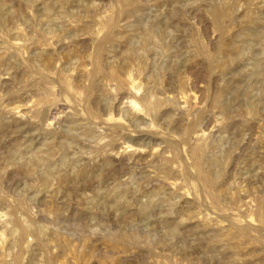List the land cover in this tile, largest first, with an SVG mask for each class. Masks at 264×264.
<instances>
[{"label": "rangeland", "instance_id": "obj_1", "mask_svg": "<svg viewBox=\"0 0 264 264\" xmlns=\"http://www.w3.org/2000/svg\"><path fill=\"white\" fill-rule=\"evenodd\" d=\"M130 1L0 0V264L19 253L7 244L22 225V264H264V0L252 6L254 19L236 4L221 28L213 14L235 0ZM99 40L104 62L128 65L136 84L90 91V79L72 78ZM195 160L215 187L199 179Z\"/></svg>", "mask_w": 264, "mask_h": 264}, {"label": "bare ground", "instance_id": "obj_2", "mask_svg": "<svg viewBox=\"0 0 264 264\" xmlns=\"http://www.w3.org/2000/svg\"><path fill=\"white\" fill-rule=\"evenodd\" d=\"M121 2L123 1L125 4H127V5H131V4H133V1H130V0H120ZM205 1V0H204ZM225 1V3H227L226 2V0H224ZM230 0H228V2H229ZM201 2V1H200ZM223 2V1H222ZM231 2V1H230ZM229 2V3H230ZM258 1L257 0H235L234 1V3L235 4H233L232 2L230 3L231 4V6H229V8H227L228 7V5H230V4H227V6H226V8H224V5H223V8H224V10H226V12H219V11H215L214 12V14H213V17H214V21H215V23L217 24V26H219L220 28L222 27V26H224L223 24V22H222V17H224V16H226V15H230V13L231 12H233V10H236L235 9V6H236V4H237V7L236 8H238V5L240 6V8H243V6H245L244 7V9H242L243 10V16H244V18L246 17H248V19L250 18V19H254V14H256L255 12H257V11H255V9H253V7L252 6H256L258 3H257ZM261 2V1H260ZM263 2V1H262ZM261 2V3H262ZM205 3V2H204ZM209 3V2H208ZM211 4V3H210ZM224 4V3H223ZM233 4V5H232ZM48 5V4H47ZM134 5V4H133ZM263 5H264V3H263ZM260 6V5H259ZM211 7H213V6H211ZM217 7V6H216ZM258 7V6H257ZM48 8V7H47ZM255 8V7H254ZM217 9V8H216ZM215 9V10H216ZM237 10H241V9H237ZM236 10V11H237ZM257 10V9H256ZM259 10V9H258ZM261 10V9H260ZM28 11V10H27ZM235 11V12H236ZM255 11V12H254ZM108 12V11H107ZM260 12V11H259ZM258 12V13H259ZM234 13V12H233ZM238 13V12H237ZM240 13V12H239ZM264 13V12H263ZM260 14V13H259ZM261 14H262V12H261ZM232 15V14H231ZM238 15H240V14H238ZM242 15V14H241ZM111 16V15H110ZM109 16V17H110ZM114 16V15H113ZM242 16V17H243ZM262 16V15H261ZM264 16V15H263ZM240 17V16H239ZM258 17V16H257ZM107 18V17H106ZM256 18V17H255ZM10 19V18H9ZM243 19V18H242ZM242 19H241V21H242ZM226 20H227V18H226ZM232 20L233 19H231V16H230V18L227 20L229 23H232ZM247 20V19H246ZM257 20H259V19H257ZM105 21V20H104ZM223 21H225V20H223ZM249 21V20H248ZM102 22V21H101ZM106 22H108V21H106ZM109 22H111V20H109ZM113 22H114V20H113ZM243 22V21H242ZM251 22V21H250ZM86 24V23H85ZM103 24H104V22H103ZM107 24V23H106ZM105 24V25H106ZM111 24V23H110ZM225 24H226V22H225ZM234 24V23H233ZM108 25V24H107ZM106 25V26H107ZM262 25V24H261ZM225 27V26H224ZM107 28V27H106ZM86 29H88V27L86 28ZM111 30H112V28H111ZM23 31V30H22ZM92 31V30H91ZM230 31V30H229ZM231 32V31H230ZM17 33V32H16ZM92 34H90V37H92V38H95V37H98V35H99V32H91ZM110 33H111V31H110ZM109 33V34H110ZM227 34H229V32H227ZM232 34V33H231ZM108 36V35H107ZM53 37V36H52ZM229 37V36H228ZM106 38V37H105ZM225 39V38H224ZM223 39V40H224ZM15 41V40H14ZM26 41V40H25ZM40 41V40H39ZM52 41H54V40H52ZM57 41L58 42H64V43H73L74 41H76V40H69V41H67V40H55L54 42H56L57 43ZM78 41V40H77ZM100 41V43L98 44V46L96 47L95 46V50L93 51V52H89L90 54H87L84 58H80L79 59V63H78V65L76 66V70H74L75 69V66H71L72 67V69H73V67H74V73H73V77L72 78H74L75 80H77L79 77L81 78V77H84V78H86V79H90V85H89V87H90V91L92 90L91 88H93V87H95L96 85L98 86V84L100 83H102V82H106L107 83V81H115L116 82V84L117 85H119V86H123V85H126V84H131L132 83V78H131V76H133L132 75V73L130 74L129 73V71H128V65H126V64H118V65H107L106 64V62H104V60H103V54H102V47H101V44H102V42L104 43V40H99ZM16 42L17 41H15L14 43L16 44ZM20 42V41H19ZM18 42V44H20ZM45 42V41H44ZM43 42V43H44ZM94 42V41H93ZM107 42V41H106ZM35 43V42H34ZM39 43V42H38ZM41 43H42V41H41ZM47 43V42H46ZM53 43V42H52ZM55 43V44H56ZM79 43V42H78ZM82 43H84L83 42V40H82ZM81 43V44H82ZM22 44V43H21ZM20 44V45H21ZM25 44V43H24ZM31 44H32V42H31ZM62 44V43H61ZM77 44V43H76ZM76 44H74V45H76ZM85 44V43H84ZM88 44V43H87ZM86 44V45H87ZM156 44H157V42H156ZM17 45V44H16ZM23 45V44H22ZM22 45L19 47V48H21L22 47ZM29 45V44H28ZM38 45H40V44H38ZM50 44H49V42H48V46H49ZM52 45V44H51ZM69 45H71V44H69ZM79 45V44H78ZM77 45V46H78ZM93 45V44H92ZM96 45V44H95ZM226 45H227V43H226ZM225 45V43H223V47L225 48V51H226V53H230V51H231V47H230V49H227L226 46ZM43 47H44V44L42 45ZM68 46V45H67ZM81 46H84V45H81ZM94 46V45H93ZM92 46V47H93ZM229 46V45H228ZM6 47V46H5ZM29 47H30V45H29ZM32 47V46H31ZM34 47H35V44H34ZM37 47V46H36ZM39 47V46H38ZM51 47V46H50ZM72 47V46H71ZM70 47V48H71ZM88 47V46H87ZM222 47V48H223ZM17 48H18V46H17ZM26 48H28V46L26 47ZM26 48H21V49H26ZM48 48V47H47ZM62 48V47H61ZM65 47H63L62 49H64ZM70 48H68V49H70ZM81 48V47H80ZM229 48V47H228ZM21 49H18V50H21ZM37 49V48H36ZM40 49V48H39ZM42 49V48H41ZM82 49V48H81ZM81 49H79V50H81ZM87 49H89V48H87ZM30 50V49H29ZM43 50V49H42ZM45 50V49H44ZM43 50V51H44ZM73 50V49H72ZM26 51V50H25ZM28 51V50H27ZM46 51V50H45ZM68 50H66V52H67ZM71 51V50H70ZM91 51V50H90ZM202 51V50H201ZM9 52V51H8ZM24 52V51H23ZM35 52H36V50H35ZM46 52H50L49 50L48 51H46ZM52 52V51H51ZM72 52V51H71ZM70 52V53H71ZM74 52V51H73ZM79 52V51H78ZM80 52H82V51H80ZM42 53V52H41ZM76 53V52H75ZM86 53V52H85ZM232 53V52H231ZM20 54V53H19ZM18 54V55H19ZM65 54H67V53H65ZM73 54V53H72ZM29 55H30V53H29ZM32 55V54H31ZM37 55V54H36ZM69 55V54H68ZM75 55V54H74ZM78 55V54H77ZM79 55H81V54H79ZM67 56V55H66ZM70 56V55H69ZM228 56V55H227ZM22 57V56H21ZM39 57V56H38ZM56 58H58L59 57V55H58V57L57 56H55ZM81 57H83L82 55H81ZM136 57V56H135ZM225 57H226V55H225ZM23 58V57H22ZM31 58V57H30ZM34 58H35V56H34ZM52 58V57H51ZM50 58V59H51ZM134 58V57H133ZM25 59V58H24ZM45 59V58H44ZM43 58H42V60H44ZM74 59L76 60V58H75V56H74ZM78 59V58H77ZM111 59H112V57H111ZM116 59V58H115ZM129 59V58H128ZM58 60V59H57ZM60 60V59H59ZM108 60V59H107ZM107 60H105V61H107ZM109 60H110V58H109ZM109 60H108V62H109ZM127 60V59H126ZM141 60H142V58H141ZM225 60V59H224ZM113 61V60H112ZM119 61V60H118ZM117 61V62H118ZM131 61V60H130ZM148 61V60H147ZM34 62V61H33ZM53 62V61H52ZM137 62V61H136ZM51 63V62H50ZM63 63V62H62ZM76 63H77V61H76ZM111 63V62H110ZM126 63V62H125ZM128 63V62H127ZM131 63H132V61H131ZM142 63V62H141ZM172 63V62H171ZM31 64V63H30ZM53 64V63H52ZM61 64V63H60ZM66 64V63H65ZM74 64V63H73ZM73 64H71V65H73ZM37 66H38V64H36ZM40 65V64H39ZM44 65V64H43ZM64 65V64H63ZM69 65V64H68ZM89 65V66H88ZM131 65V64H130ZM36 66V67H37ZM133 66V65H132ZM38 67H41V66H38ZM59 67V66H58ZM62 67V66H61ZM69 67V66H68ZM140 67V66H139ZM144 67V66H143ZM34 68V67H33ZM44 68V69H43ZM41 67V69H42V72L45 70V72L47 71V73H56V71H55V67L54 66H51V65H48V64H46L45 65V67ZM32 69V68H31ZM30 69V70H31ZM40 69V68H39ZM38 69V72L39 71H41V70H39ZM67 69H69V68H67ZM130 69H132V67L130 68ZM133 69H134V67H133ZM136 69H138V67L136 68ZM57 70V69H56ZM72 71V70H71ZM63 72V71H62ZM61 72V73H62ZM73 72V71H72ZM35 73V72H34ZM64 73V72H63ZM66 74H67V76H69L70 75V72H69V75H68V73L67 72H65ZM64 73V74H65ZM24 74V73H23ZM37 74H42V73H37ZM36 74V76H38L39 77V75H37ZM65 74V75H66ZM11 75V74H10ZM59 75H61V74H59ZM63 75V74H62ZM41 76V75H40ZM42 76H43V74H42ZM41 76V77H42ZM44 77H46V76H43V78ZM54 77V76H53ZM53 77L51 78V79H53ZM63 77V76H62ZM2 78V77H1ZM49 78V77H48ZM55 78V77H54ZM70 79H72L71 77H69ZM83 78V79H84ZM135 78V77H134ZM50 79V78H49ZM61 79V78H60ZM62 79H65V78H62ZM97 79V80H96ZM46 80V79H45ZM48 80V79H47ZM55 80V79H54ZM79 80V79H78ZM2 81H4L3 79H2ZM49 81V80H48ZM51 81V80H50ZM61 81V80H60ZM87 81V80H86ZM56 82V81H55ZM55 82H52L53 84L55 83ZM88 82V81H87ZM136 82V81H135ZM134 81H133V83L132 84H136ZM61 83V82H60ZM78 83V82H77ZM101 84V85H105V84ZM111 83H113V82H111ZM56 84L58 85V82H56ZM62 84V83H61ZM60 84V85H61ZM84 84V83H83ZM99 84V85H100ZM131 84V85H132ZM47 85H48V83H47ZM63 85V84H62ZM72 85V84H71ZM71 85H70V83L69 82H67V80H65L64 81V87L65 88H68V90L67 89H65V90H67V91H69V89L70 90H72L73 88L71 87ZM74 85H76V83L74 84ZM78 85V84H77ZM80 85H82V84H80ZM85 85V84H84ZM86 85H87V83H86ZM107 85V84H106ZM130 85V86H131ZM51 86V84L49 85V87ZM53 86V85H52ZM52 86H51V88H52ZM56 86V85H55ZM83 86V85H82ZM114 86H116V85H114ZM180 86H181V84H180ZM179 86V87H180ZM63 87V86H62ZM80 87V86H79ZM88 87V86H87ZM99 87V86H98ZM97 87V88H98ZM104 87V86H103ZM46 87H44V89H45ZM55 88V87H54ZM60 88H61V86H60ZM72 88V89H71ZM85 88V87H84ZM83 88V89H84ZM116 88V87H115ZM125 88V87H124ZM126 88H128V87H126ZM47 89V88H46ZM46 89H45V91H46ZM61 89H64V88H61ZM87 89H89V88H87ZM96 89V88H95ZM105 89V88H104ZM118 89V88H117ZM139 89V88H138ZM138 89H136V90H138ZM40 90H41V88H40ZM39 90V91H40ZM49 90V89H48ZM77 89L75 88V91H76ZM109 90H110V88H109ZM108 90V91H109ZM134 90V89H133ZM136 90H134V92L136 91ZM42 91H43V89H42ZM79 91H80V88H79ZM86 91V90H85ZM111 91V90H110ZM117 91V90H116ZM124 91V90H123ZM127 91V90H126ZM129 91V90H128ZM140 91V90H139ZM47 92V91H46ZM49 92V91H48ZM74 92V90L71 92V93H73ZM83 92V91H82ZM97 92H98V90H97ZM102 92V91H101ZM41 93V92H40ZM43 93V95L44 94H46V93H44V92H42ZM49 93H51V92H49ZM75 93H78L79 94V92H78V90H77V92H75ZM84 93V92H83ZM87 93V94H86ZM86 93H84L85 94V97L88 95V93L89 92H87L86 91ZM92 93V92H91ZM94 93V92H93ZM100 93V92H99ZM105 93H107V92H105ZM120 93V92H119ZM136 93V92H135ZM74 94V93H73ZM70 95H72V94H70ZM75 95H77V94H75ZM93 95V94H92ZM190 95V94H189ZM41 96V95H40ZM45 96V95H44ZM79 96V95H78ZM77 96V97H78ZM83 96V95H82ZM81 96V93H80V96L78 97V98H80V97H82ZM89 96V95H88ZM102 95L100 94V97H101ZM48 97V96H47ZM60 97H61V95H60ZM84 97V96H83ZM169 97V96H168ZM168 97H167V99L166 98H164V99H166V100H169L168 99ZM45 98V97H44ZM43 98V99H44ZM89 98V97H88ZM173 98V97H172ZM186 99H187V97H185ZM51 99H52V97H51ZM51 99H48V101H50ZM58 99V98H57ZM69 99V98H68ZM74 99H77L76 97H74ZM101 99V98H100ZM153 99V98H152ZM157 99V98H156ZM159 99V98H158ZM161 99V98H160ZM171 99V98H170ZM175 99H176V97H175ZM41 100H42V98H41ZM131 100V99H130ZM148 100H149V98H148ZM148 100H146V98H145V101L147 102L146 104H145V102H144V104L147 106V108H148V112H149V110L151 109L152 110V108L153 107H155L154 106V103H152L151 101H149L148 102ZM32 101V100H31ZM53 102H56V101H54V99L52 100ZM101 101V100H100ZM177 101V100H176ZM183 101V100H182ZM40 102V101H39ZM45 101L43 100V102H41V103H44ZM47 102V101H46ZM45 102V104H47ZM91 102H92V100H91ZM91 102H89L90 104H91ZM99 102V101H98ZM117 102V101H116ZM124 102V101H123ZM129 102V101H128ZM131 103H133V104H136V102L134 101V100H131L130 101ZM162 102V101H161ZM185 102V101H184ZM48 103H50V102H48ZM52 103V102H51ZM57 103V102H56ZM85 103V102H84ZM88 103V104H89ZM159 103V101H157L156 102V104H158ZM166 103H168L167 101H166ZM37 104H38V102H37ZM40 104V103H39ZM73 104V103H72ZM77 104H79V103H77ZM162 104V103H161ZM170 104V103H169ZM172 104H173V102H172ZM33 105V104H32ZM31 105V106H32ZM35 105H36V103H35ZM47 105H50V104H47ZM60 105V104H59ZM75 105V104H74ZM86 105V104H85ZM84 105V106H85ZM124 105V104H123ZM137 105V104H136ZM144 105V106H145ZM164 105V104H163ZM171 105V104H170ZM24 106V105H23ZM28 106H30V105H28ZM34 106V105H33ZM33 106H32V108H33ZM38 107H39V105H37ZM41 106V105H40ZM50 106H52V105H50ZM72 106V105H71ZM80 106L81 105H79V108H80ZM109 106V105H108ZM111 106V105H110ZM132 106V105H131ZM135 106V105H134ZM134 106H132V107H134ZM168 106V105H167ZM174 106H175V103H174ZM173 106V107H174ZM176 106H177V104H176ZM15 107V106H14ZM13 107V108H14ZM26 107H27V105H26ZM36 107V106H35ZM82 107V106H81ZM124 107V106H123ZM142 107V106H141ZM158 107H159V105H158ZM161 107V106H160ZM178 107V106H177ZM1 108H2V106H1ZM18 108H19V106H18ZM18 108H16V110L18 109ZM60 108V107H59ZM77 108V107H76ZM85 108V107H84ZM90 108V107H89ZM95 108V107H94ZM144 108V107H143ZM186 108V107H185ZM7 109V108H6ZM12 109V108H11ZM15 109V108H14ZM14 109L11 111V112H14ZM22 109V108H21ZM30 109V108H29ZM34 109V108H33ZM37 109V108H36ZM42 108H40L39 110H40V112L42 111L41 110ZM48 109V108H47ZM81 109V112H82V109L83 108H80ZM96 109V108H95ZM102 109V108H101ZM112 109V108H111ZM118 109V108H117ZM125 109V108H124ZM155 109V108H154ZM9 110V109H8ZM7 110V111H8ZM25 110V109H24ZM49 110V109H48ZM47 110V111H48ZM56 110V107L54 106V107H52L51 108V110H49V113L48 112H45L44 113V119H48V116H56L57 115V113H58V111H60V110H58V111H55ZM78 110V109H77ZM89 109H87V111H88ZM103 110V109H102ZM108 110H110V108L108 109ZM133 110V109H132ZM169 110H172V109H169ZM187 110V109H186ZM29 111V110H28ZM31 111V110H30ZM30 111H29V113H30ZM69 111V110H68ZM91 111V113L94 115V116H97L96 118L97 119H99L98 117H99V115L100 114H98L97 113V111H93V110H90ZM105 111H107V110H103V112H105ZM26 112H27V110H26ZM78 112V111H77ZM146 112V111H145ZM154 112V111H153ZM184 112H186V111H184ZM16 113V112H15ZM32 113H33V111H32ZM34 113H35V111H34ZM33 113V114H34ZM70 113V112H69ZM71 113H72V111H71ZM80 113V112H79ZM108 113V112H107ZM106 113V114H107ZM109 113H111L110 111H109ZM132 113H134V112H132ZM136 113V112H135ZM138 113H140V112H138ZM137 113V114H138ZM11 114V113H10ZM14 114V113H13ZM13 114H12V117H13ZM32 114V115H33ZM59 114H62V113H59ZM73 114H77V113H75V112H73ZM72 114V115H73ZM87 114V113H86ZM140 114H145L144 112L142 113H140ZM149 114H151V113H149ZM16 115V114H15ZM20 115H21V113H20ZM23 115H24V113H23ZM22 115V116H23ZM27 115V114H26ZM32 115H29V116H32ZM62 115H64V113L62 114ZM70 115V114H69ZM78 115V114H77ZM81 115V114H80ZM103 115V114H102ZM105 115V114H104ZM110 115V114H109ZM112 113H111V117H112ZM146 115V114H145ZM144 115V116H145ZM148 115V114H147ZM16 116H18V114L16 115ZM79 116V115H78ZM108 116V115H107ZM24 117V116H23ZM26 117V116H25ZM35 117V116H34ZM88 117V116H87ZM146 117V116H145ZM15 117H13V119H14ZM30 118V117H29ZM39 118V117H38ZM43 118V117H42ZM42 118H41V120H42ZM65 118V117H64ZM103 118H104V116H103ZM15 119H17V118H15ZM31 119H32V117H31ZM34 119V118H33ZM53 119V118H52ZM56 119V118H55ZM58 119V118H57ZM60 119V118H59ZM81 119H83V118H81ZM107 119V118H106ZM111 118H109V120H110ZM38 120V119H37ZM37 120H35V121H37ZM79 120V119H78ZM44 121V120H43ZM48 121V120H47ZM56 121V120H55ZM54 121V122H55ZM65 121V120H64ZM73 121H74V119H73ZM99 121V120H98ZM99 122H101V121H99ZM40 123H41V121H40ZM42 123H44V122H42ZM47 123V122H46ZM45 123V124H46ZM51 123V122H50ZM59 123H61L60 121H59ZM70 123V122H69ZM72 123H76V122H72ZM57 124V123H56ZM100 124V123H99ZM39 125H41V124H39ZM49 125V124H48ZM54 125V124H53ZM81 125V124H80ZM90 125V124H89ZM199 125V124H198ZM10 126V125H9ZM44 126V125H43ZM47 126V125H46ZM55 127V126H54ZM82 128H83V125L81 126ZM87 127H88V125H87ZM111 127V126H110ZM39 128V127H38ZM44 129V128H43ZM48 129V128H47ZM54 129V128H53ZM58 129V128H57ZM60 129V128H59ZM92 129H93V127H92ZM41 130H42V128H41ZM51 130V129H50ZM56 130V129H55ZM2 131V130H1ZM89 131V130H88ZM93 132V131H92ZM200 132V134H195V136L197 137V138H200L203 134L201 133V131H199ZM202 132H203V130H202ZM2 133H4V131L2 132ZM49 133V132H48ZM90 133V132H89ZM205 133V132H204ZM46 134V133H45ZM83 134V133H82ZM1 135V134H0ZM53 135V134H52ZM55 135V134H54ZM102 138V137H101ZM100 138V139H101ZM196 138V139H197ZM53 139V138H52ZM9 141V140H8ZM51 141V140H50ZM53 141H54V139H53ZM81 141V140H80ZM200 141V140H199ZM198 141V142H199ZM202 141V140H201ZM200 141V142H201ZM4 142V141H3ZM81 142H83V141H81ZM198 142H197V144H198ZM56 142H54V144H55ZM5 144V143H4ZM53 144V145H54ZM59 144V143H58ZM60 144H62V143H60ZM81 144H83V143H81ZM63 145V144H62ZM120 145V144H119ZM128 145V144H127ZM126 145V148H124V151L126 150V152H127V148L129 147V146H131V145H128L127 146ZM61 146V145H60ZM82 146V145H81ZM85 146V145H84ZM99 146L100 145H98V149L100 150V148H101V146H100V148H99ZM125 146V145H124ZM205 146V145H204ZM55 147H57V146H55ZM97 147V146H96ZM95 147V148H96ZM106 147V146H105ZM81 148V147H80ZM89 148V147H88ZM207 148V147H206ZM52 149V148H51ZM122 150V149H121ZM120 150V151H121ZM129 150V152H130V150H131V152L134 154V153H137L138 152V148H134V146L130 149H128ZM140 150H143V149H140ZM47 151H49V150H47ZM94 151V150H93ZM96 151H98V150H96ZM124 151H121V152H123V153H126V152H124ZM202 151H203V143H202V145H198V146H193V152H194V154H195V157L196 156H198V155H200V154H202ZM119 152V151H118ZM142 152V151H141ZM112 154V153H111ZM118 154V153H117ZM129 154H131V153H129ZM128 154V155H129ZM142 154V153H141ZM150 154V153H149ZM108 155V154H107ZM116 155V154H115ZM123 155H125V154H123ZM127 155V156H128ZM136 155V154H135ZM140 155V154H139ZM121 156V155H120ZM203 156H204V154H203ZM220 156V155H219ZM69 157V156H68ZM90 157V156H89ZM88 157V158H89ZM111 157V156H110ZM117 157V156H116ZM123 157V156H122ZM131 157H133V155L131 156ZM96 158V157H95ZM125 158H126V155H125ZM197 158H199V157H197ZM127 159H129V157L127 158ZM133 159V158H132ZM170 159V158H169ZM196 159V158H195ZM90 160V159H89ZM118 160V159H117ZM120 160V159H119ZM125 160V159H124ZM130 161H131V159H129ZM166 159H164V162L166 163V161H165ZM110 161V160H109ZM169 161V160H168ZM119 162V161H118ZM120 162H121V160H120ZM124 162V161H123ZM126 162V161H125ZM125 162H124V164H125ZM163 163V162H162ZM123 164V163H122ZM167 164V163H166ZM129 165V164H128ZM194 165L196 166L195 168H197V170H198V177H199V179L200 180H202L203 182H205V184L208 186V187H210V188H212V187H215L216 185L215 184H217L216 182H215V178H213L210 174H208V173H206V172H204L203 171V169H202V167H201V165H203V164H201L200 165V163H199V161L198 160H195V162H194ZM123 167H124V165H122ZM122 166H120V167H122ZM162 166V165H161ZM101 168V167H100ZM203 168H204V165H203ZM120 169V168H119ZM123 169H121V171H122ZM207 170V169H206ZM211 170V169H210ZM168 172V171H167ZM212 172V171H211ZM220 172V171H219ZM165 173H166V171H165ZM169 174V173H168ZM213 174V173H212ZM47 175V174H46ZM64 176V178H68V174H64L63 175ZM61 177V176H60ZM51 178V177H50ZM174 178V177H173ZM71 179H73V178H71ZM87 179V178H86ZM69 180V179H68ZM43 181V180H42ZM18 182V181H17ZM48 182H50V181H48ZM67 182V181H66ZM69 182H70V180H69ZM73 182V181H72ZM171 182V181H170ZM169 182V183H170ZM173 182V181H172ZM172 182H171V184H172ZM24 183V182H23ZM71 183V182H70ZM123 184V183H122ZM173 184H175V182L173 183ZM173 184H172V187H173ZM215 185V186H214ZM219 186V185H218ZM217 186V187H218ZM223 186V185H222ZM229 187V186H228ZM209 189V188H208ZM211 190V189H210ZM215 191V190H214ZM227 191V190H226ZM126 192V191H125ZM223 193H227V192H224V190L222 191ZM214 193V192H213ZM217 193V192H216ZM172 194V193H171ZM207 194H208V192H207ZM220 194V193H219ZM213 196V195H212ZM218 194L217 195H215V199H218ZM212 198V197H211ZM126 199V198H125ZM213 199H214V197H213ZM212 199V200H213ZM214 199V200H215ZM123 200H124V198H123ZM217 201V200H216ZM216 203V202H215ZM193 204V203H192ZM240 204V203H239ZM56 209V208H55ZM58 209V208H57ZM190 214V213H189ZM192 215V214H191ZM186 216V215H185ZM182 217V216H181ZM184 217V216H183ZM182 217V218H183ZM179 220V219H178ZM181 220H183V219H181ZM188 220V219H187ZM168 221V220H167ZM165 223V222H164ZM239 224V223H238ZM219 225V224H218ZM178 226V225H177ZM170 227V226H169ZM10 228V227H9ZM166 228V227H165ZM173 228V227H172ZM239 228V227H238ZM29 229V228H28ZM28 229L24 226V225H22L21 226V230H20V235H19V237H14L11 241H9V243L7 244V246H11V248H13V246L14 245H17V246H19V253L15 256V258H14V261H13V263L12 264H22L21 263V257H20V255H21V253L24 251V246H22V240H23V238H24V235H26L27 233H28ZM241 229H243V228H241ZM245 229V228H244ZM45 230V229H44ZM44 230H42L41 229V231H44ZM172 230V229H171ZM246 230V229H245ZM173 231V230H172ZM239 232V231H238ZM241 232V231H240ZM243 232V231H242ZM231 233V232H230ZM19 234V233H18ZM40 234L41 235H43L41 232H40ZM52 234V233H51ZM125 234V233H124ZM234 234V233H233ZM239 234H241V233H239ZM243 234V233H242ZM14 235H16V234H14ZM52 235H54V234H52ZM132 235V234H131ZM122 236V235H121ZM124 239H129V238H131V240L132 241H136V238H137V235L136 236H132V237H128V236H126V235H123L122 236ZM224 237V236H223ZM5 238V237H4ZM12 238V237H11ZM46 238V237H45ZM45 238H43V237H40L39 236V238L37 239V245L41 248V249H47L46 247H48L47 246V242L49 243V241H47V239H45ZM49 238V237H48ZM51 238V237H50ZM113 240V239H112ZM114 240H116V239H114ZM138 240V239H137ZM171 240V239H170ZM5 241V240H4ZM118 241V240H117ZM125 241V240H124ZM3 242V241H2ZM1 242V243H2ZM25 242H27V241H25ZM119 242V241H118ZM243 242V241H242ZM0 243V244H1ZM53 243V242H52ZM238 243V241L236 242V244ZM6 243H4V245H5ZM118 243H113V245L114 246H116ZM136 244V243H135ZM168 244V243H167ZM50 245V244H49ZM119 245V244H118ZM9 247H7V249H9ZM34 247V246H33ZM51 247V246H50ZM117 247V246H116ZM115 247V248H116ZM6 248V247H5ZM4 248V249H5ZM154 248V247H153ZM3 250V249H2ZM164 251V250H163ZM162 252V251H161ZM234 252V251H233ZM10 253V252H9ZM13 253V252H12ZM60 254V253H59ZM63 255V254H62ZM59 256V255H58ZM49 257H50V255H49ZM63 257V256H62ZM65 257V256H64ZM48 258V257H47ZM52 258H54V257H52ZM61 258V257H60ZM235 258V257H234ZM236 259V258H235ZM48 261L46 262V264H53V260L54 259H51V258H48L47 259ZM63 260V259H62ZM250 260V259H249ZM2 261V260H1ZM61 261V260H60ZM246 263V262H245ZM55 264V263H54Z\"/></svg>", "mask_w": 264, "mask_h": 264}]
</instances>
